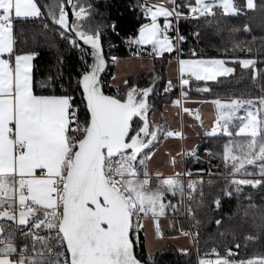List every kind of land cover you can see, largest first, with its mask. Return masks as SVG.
Here are the masks:
<instances>
[{"label":"snow or ice","instance_id":"1","mask_svg":"<svg viewBox=\"0 0 264 264\" xmlns=\"http://www.w3.org/2000/svg\"><path fill=\"white\" fill-rule=\"evenodd\" d=\"M136 7L148 22L126 43L130 48L136 46L132 52L136 58L147 52L154 59L167 53L169 63L175 59L180 93L170 103L180 117L179 128L168 126V104L163 105L159 121L149 118L156 112L149 103L156 91L155 75L153 83L143 88L116 75L111 83L102 78L109 64L119 66L120 58L105 55L103 29L111 27L116 32V23L97 20L102 17L99 0H47L44 5L38 0H0V264H143L135 252L140 246L139 235L143 232L148 241L151 230L154 239H163L162 218L168 228L199 244V230L193 233L177 228L175 219L183 207L200 225L193 204L196 209L205 206L204 181L188 179L185 186L182 177L192 173L177 170L185 156L200 159L195 148L182 146L187 138L185 114L203 126L200 111L183 102L188 96L185 87L191 79L215 80L232 73L233 68L225 67L222 59L183 58L180 45L186 37L180 34L179 23L182 19L215 18L217 12L235 16L244 8L256 10L257 4L255 0L242 5L234 0H137ZM41 18L51 21L40 30L49 49L59 51L62 41L78 50L82 60L90 49L92 63L84 60L85 67L75 78L69 77L67 87L62 72L56 76L41 73L43 78L37 79L34 61L39 51L21 46L28 37L17 31V25ZM49 30L55 35L50 36ZM194 35L199 38L200 33ZM33 40L37 43L35 36ZM57 63L63 64L62 56L57 57ZM238 63L253 69V80L258 78L254 59ZM106 87L115 91L106 92ZM173 88L169 79L163 92L170 93ZM211 103L218 115L205 134L222 132L243 138L229 140L223 147L224 167L232 178L220 191L224 197L235 195L238 203L248 201L241 220L248 224L251 212L249 227L254 231L238 234L242 225L226 223L223 217L214 220L221 243L228 241L238 250L241 236L245 247L264 236V196L259 204L249 195L241 196L242 186L264 192V96ZM242 108L245 114L237 115ZM234 117L239 120L235 133L229 127ZM169 139L179 140L181 148L175 154L167 150L166 163L172 171L166 174L155 157ZM207 183L211 186L213 181ZM169 194L179 200L173 203ZM211 203L219 210L221 196ZM168 211L173 214L171 220ZM18 237L22 238L19 243ZM179 251L188 253L187 248ZM223 251L221 255L215 246L204 256L198 251L197 264H264V255L236 259L238 252L232 247Z\"/></svg>","mask_w":264,"mask_h":264},{"label":"trees","instance_id":"2","mask_svg":"<svg viewBox=\"0 0 264 264\" xmlns=\"http://www.w3.org/2000/svg\"><path fill=\"white\" fill-rule=\"evenodd\" d=\"M41 5H44L47 0H38ZM100 12L102 17H97V20H103L105 24H111L113 21L116 23V32H112L111 27H105L103 30L104 52L106 56L115 55L119 58H127V50L120 39L122 35H130L135 37L137 35V29L142 23H146L139 8L136 7L137 0H99ZM238 5H242L246 0H234ZM257 4L256 10H249L244 8L241 13L235 16H221L219 12L215 18L195 20H181L179 23L180 34L186 37L185 41L180 45L183 52V58H195V59H222L225 61L227 67L233 68V72L217 78L214 81H192L185 87V91L188 92L187 98L191 99H203L211 102L215 99L232 100V99H253L257 100L261 97V83L260 74L264 68V23L261 22L264 17V0H255ZM46 15V9H45ZM51 23L50 20L41 18L39 20L21 21L17 25V31L21 32L23 36H27L26 41L21 42V46L26 49L36 48L39 51V55L34 61L35 70L38 73L37 79L43 78L39 74L53 76L58 73H63V80L65 87L69 81V77L75 78L76 75L85 67L84 60L88 64L91 63L90 59L86 55L83 60L81 59L80 52L76 49H72L64 42H59V51L57 49H49L44 44V37L40 35V30L43 24ZM245 25L248 26V31H245ZM233 29H237L233 31ZM199 32V38L194 33ZM49 35L54 36L49 30ZM107 35V37H105ZM33 36H35L34 43ZM114 45V47H109ZM195 52V56L192 53ZM63 57V64L57 63V57ZM240 59H254L257 62L258 78L252 79L253 69L243 68L238 61ZM169 55L166 54L161 58H155L154 66L147 70L142 75L129 78L130 82L137 84L139 87H147L153 83V75L156 79V91L149 98V103L156 107V112L163 110V105H171V101L176 99L180 93V87H178V81H172L174 84L173 91L170 93L163 92V86L166 85L168 79L166 74L167 63ZM114 71V65L109 64L107 72L103 76L106 82H109ZM209 88L210 91H197V88ZM106 92H114V88H105ZM77 99L79 95L77 94ZM151 114V113H150ZM235 133V131H233ZM241 141L242 137H227L222 135H216L212 137L205 136L200 140L196 149L199 160H195L192 157H187L184 160L185 171L192 173L188 179L200 180V177L207 174L208 177L204 182V201L205 206L200 209H196L195 204L193 208L197 219L201 220L200 225H196L194 220L190 219V222L194 223V233L199 230V244H194V247L188 250L187 254L182 253L175 247L168 245L155 256H151L152 260L149 261V256L145 252L143 233L139 235L141 244L135 249V252L146 264H196V257H198V251L200 256H204L205 253H209L213 246L221 250V255H224V247H232L233 251L238 252L236 259H247L250 257L264 255V236L256 241H250L247 243V247L244 246L242 236L241 248L235 249L233 244L224 241L221 243L220 238L216 236L215 219L224 218L226 223L234 225H242L238 229L239 232H253L254 230L249 227L251 223V212L247 218L248 224H243L241 217L244 211V205L248 203L247 200H241L239 203L236 196L224 197L221 188L232 178L229 175V170L224 167L222 160L223 147L229 141ZM205 149L209 150L211 155H208ZM249 170L258 173V168L248 166ZM204 171L201 172L200 170ZM212 173L209 176L208 173ZM240 178V177H237ZM183 179V178H182ZM211 179L213 184L208 185L207 181ZM244 192L241 196L249 195L256 203H261V197L264 196V192L258 189H252L250 186H242ZM221 196V208L215 209V205L211 201L215 196ZM169 198L173 203L179 200V197L172 198L169 194ZM167 202V201H166ZM187 203V200H186ZM185 208L182 207L181 214L176 216L175 219L179 221L177 228L183 227L188 230L187 222L184 219ZM167 216L173 219V214L168 211ZM164 236L174 237L180 236L178 231L172 229L165 231ZM214 237V238H210ZM19 240L22 238L18 237ZM231 240V237L228 238ZM214 258V257H211Z\"/></svg>","mask_w":264,"mask_h":264},{"label":"crops","instance_id":"3","mask_svg":"<svg viewBox=\"0 0 264 264\" xmlns=\"http://www.w3.org/2000/svg\"><path fill=\"white\" fill-rule=\"evenodd\" d=\"M148 22V21H147ZM137 29V34H138ZM165 53L164 55H166ZM155 59L153 57H140V58H120L119 66L114 65L113 74L109 80L111 83L112 77L116 75L118 79L122 78H131L142 75L147 70L151 69L154 66ZM167 79H171L172 81L178 80V74L175 64V59H172V63H167L166 68ZM219 78V77H218ZM216 80V79H215ZM192 81H196L192 79ZM214 81V80H209ZM191 82V81H190ZM189 82V83H190ZM260 83H261V96H264V68L260 74ZM115 89V88H114ZM231 101V100H230ZM229 100H223L222 102L228 103ZM185 106L190 109H198L202 114L203 119V126H200L199 122L195 121L192 117L187 116L186 114L183 117V131L186 135V139L183 141V148L190 149L195 148L197 149L200 140L207 136L205 133L206 131H211V128L214 126L215 121L217 119L218 111L216 107L209 101L203 99H191L188 98L186 101H183ZM163 111V110H162ZM155 112L154 116L150 114V119H155L159 121L161 119V112ZM175 109L171 108L169 105V111L165 113L167 118L168 126L171 128H179L180 127V117L176 116ZM189 125H193L189 127ZM212 137V136H208ZM181 148V142L179 140L169 139L165 142L164 145L161 146V149L158 151L155 159L157 166L160 167V170L165 172L166 174L171 172V167L166 163L167 157V150H171L173 154L179 151ZM189 156H185L181 164L177 165L178 171H185L184 169V160ZM177 159H181L177 157ZM183 178V177H182ZM169 220L170 217L167 216ZM162 227L164 232L170 230L167 227V222L164 218H162ZM150 241V243L148 242ZM148 241L145 240V235L143 233V242L145 247V252L148 256H155L161 250H163L166 246L171 245L176 249L187 248L188 250L194 247V243L191 242L189 238L183 236H174V237H167L164 236L163 239H154L152 237L151 230H149Z\"/></svg>","mask_w":264,"mask_h":264},{"label":"built area","instance_id":"4","mask_svg":"<svg viewBox=\"0 0 264 264\" xmlns=\"http://www.w3.org/2000/svg\"><path fill=\"white\" fill-rule=\"evenodd\" d=\"M112 32H113V31H112ZM170 35H172L173 37H175L176 33H175V32H172V33H170ZM105 37H107V35H106ZM129 37H131V36H130V35H122V36H120V39L123 41V44H124V46H125V48H126V50H127V53H128L127 58H136V57H134V56L132 55V52L135 50L136 46L133 45V46L130 48L129 45L126 43V41H127V39H128ZM149 51H150V49H149ZM140 57H152V56L148 55L147 52H142ZM191 80H192V79H191ZM191 80H190V81H191ZM178 87H179V81H178ZM207 154H208V152H207ZM208 155H209V154H208ZM207 177H208V175L205 174V175H203L202 177H200V180L202 179V180L205 182V180L207 179ZM186 179H187V176H184V177H183V180L186 181ZM186 191H187V189H186ZM185 203H186V199H185ZM184 219H185L186 222H187L188 230H189V231H192V232L194 233V231H193V229H194V223L190 222V220H189V216H188V213H187V211H186V208H185V211H184ZM142 233H143V232H141L140 234H142ZM19 242H20V240L17 238V243H19ZM140 244H141V241H140Z\"/></svg>","mask_w":264,"mask_h":264},{"label":"rangeland","instance_id":"5","mask_svg":"<svg viewBox=\"0 0 264 264\" xmlns=\"http://www.w3.org/2000/svg\"><path fill=\"white\" fill-rule=\"evenodd\" d=\"M225 67H227V66L225 65ZM176 69H177V67H176ZM177 74H178V71H177ZM226 75H228V74H226ZM226 75H224V76H226ZM218 77H221V76H218ZM186 99H188V98H186ZM244 114H245V112H244L243 108L237 113V115H239V116H243ZM238 124H239V120L235 119V117H234L232 122L229 125L230 130L231 131H237L238 129L235 126ZM217 135H222V132H218ZM14 228H15V226H13V230H14ZM197 260H198V257H196V261H195L196 264H197Z\"/></svg>","mask_w":264,"mask_h":264},{"label":"water","instance_id":"6","mask_svg":"<svg viewBox=\"0 0 264 264\" xmlns=\"http://www.w3.org/2000/svg\"><path fill=\"white\" fill-rule=\"evenodd\" d=\"M88 51H89V55H87V56H88V58L90 59V61H91V63H92V57H91V55H90V49H89ZM107 69H108V67H107ZM107 69L105 70L104 73H102V78H103V76L105 75V73L107 72ZM143 264H146V263L143 262Z\"/></svg>","mask_w":264,"mask_h":264}]
</instances>
